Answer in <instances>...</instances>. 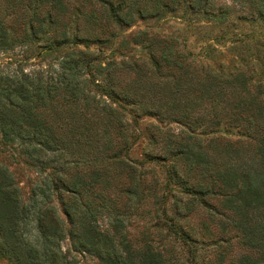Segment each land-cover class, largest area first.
I'll return each instance as SVG.
<instances>
[{
    "label": "trees",
    "instance_id": "1",
    "mask_svg": "<svg viewBox=\"0 0 264 264\" xmlns=\"http://www.w3.org/2000/svg\"><path fill=\"white\" fill-rule=\"evenodd\" d=\"M234 1L246 10V20L264 26V0ZM182 8L217 27L229 24L234 14L217 0H0V54L17 45L26 52L14 71L0 66L1 143L19 148L46 173L26 196L0 163V254L11 264H70L62 249L68 237L73 251L96 256L102 264H169L147 242L133 246L125 231L124 210L149 205L166 217L170 181L164 186L155 181L151 189L145 173L138 176L128 157L126 116L136 113V123L141 115H164V106L177 114L195 93L200 135L215 132L226 119L229 129L252 141L258 166L217 168L202 138L200 143L185 138L166 149L187 173H200L195 185L177 180L181 192L218 195L222 209L235 217L243 245L253 251L234 264H264L263 84H252L244 70L198 65L167 41L155 43L148 30L133 37L147 49L143 64L109 57L101 49L111 48L137 21ZM28 57L38 60L30 70L21 67ZM140 90L143 98L151 92L169 101L154 109L148 99H139ZM188 118L189 113L179 117ZM154 161L151 156L144 163ZM175 202L179 206L181 200ZM103 216L110 219L106 232L99 226ZM167 229L180 240L189 237L175 224Z\"/></svg>",
    "mask_w": 264,
    "mask_h": 264
},
{
    "label": "rangeland",
    "instance_id": "2",
    "mask_svg": "<svg viewBox=\"0 0 264 264\" xmlns=\"http://www.w3.org/2000/svg\"><path fill=\"white\" fill-rule=\"evenodd\" d=\"M217 2L232 7L234 11L231 22L225 26L208 24L200 20V15L193 16L188 12L184 14L182 8L177 14L171 13L160 19L137 21L121 33L111 48L101 49L109 57L140 61L143 64L144 60L148 61L147 49L134 44L133 37L139 31L148 30L154 35L155 43L167 41L175 50L189 55L198 65H209L215 70L224 68L226 72L244 70L250 76L252 84L261 82L264 87V26L246 20V10L234 0ZM65 50L67 48L58 51L56 55ZM24 56L26 52L24 53V48L20 45L7 53H1V69L4 72L14 71L18 67L17 61L24 60ZM37 63L36 58L28 57L26 64L21 67L30 70ZM139 94V99H148L147 103L154 109L158 108V104L169 101L158 93L153 95L148 92L145 98L141 90ZM197 96L195 93L190 102L185 100V106L177 108V114L171 113L164 106L161 108L164 115H141L136 123L133 121L136 113L129 112L126 116L131 136L128 157L137 167L138 176L145 173L146 182L151 189L155 181L163 186L169 181V177L170 181L167 191L169 199L165 204L166 217L156 215L149 205L124 210L125 231L133 246L141 247L147 242L154 249L163 252L168 257L169 264H234L241 256L253 254L251 249L243 245L240 235L233 227L235 217L231 212L222 209L218 195L181 192L177 180L195 185L200 181V173H187L183 169V162L177 160L173 154H166V149L173 148L188 137L197 139L199 143L202 138L207 145L206 154L217 168H236L243 171L258 166L254 145L245 135L239 134L237 129H229L225 124L226 119L215 132L200 135V122L194 123V119L200 115V97ZM260 96L264 99V93ZM179 99L181 98L177 95V100ZM187 113L190 118L180 121L183 119L179 117ZM163 155L165 157L160 160L155 157ZM151 156L154 157V163H144ZM0 163L14 173L26 196L32 187L46 177V173L40 172L39 166H32L31 160L19 148L4 146L1 138ZM176 199L181 200L179 206L176 205ZM57 201L55 198V202ZM170 224H175L187 232L189 237L186 241L169 232L167 228ZM99 226L106 232L110 228V219L106 216L100 217ZM62 249L67 253L70 264H102L96 256L73 251L69 237L62 242ZM0 264L11 263L0 254Z\"/></svg>",
    "mask_w": 264,
    "mask_h": 264
}]
</instances>
